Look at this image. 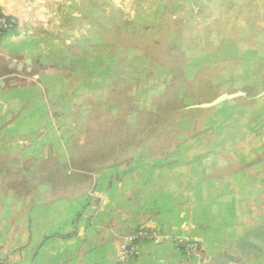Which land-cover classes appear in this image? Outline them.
<instances>
[{"label":"crops","instance_id":"crops-1","mask_svg":"<svg viewBox=\"0 0 264 264\" xmlns=\"http://www.w3.org/2000/svg\"><path fill=\"white\" fill-rule=\"evenodd\" d=\"M167 1L0 0L14 20L0 33V264H117L120 248L126 264H264V191L245 175L212 177L222 158L183 160L177 144L90 171L51 155L73 148L54 128L51 91L64 82L50 71L69 51L98 49L103 25L126 30L178 6ZM140 226L157 235L129 241Z\"/></svg>","mask_w":264,"mask_h":264},{"label":"rangeland","instance_id":"rangeland-1","mask_svg":"<svg viewBox=\"0 0 264 264\" xmlns=\"http://www.w3.org/2000/svg\"><path fill=\"white\" fill-rule=\"evenodd\" d=\"M173 1L178 6L159 8L153 17L148 9L143 21L126 30H120L125 24L103 25L89 42L98 49L69 51L62 70L50 71L64 82L51 91L54 128L64 134L62 145L73 148L57 147L51 155L90 170L110 159L161 157L178 144L180 159L199 154L227 161L213 168L212 177L245 175L258 179L264 191V0ZM236 91L244 94L209 108L191 107ZM136 104L154 123L168 120L163 140L145 129L141 144L129 148L134 151L125 154L127 142L121 141L115 150L78 159L79 147L96 139L90 129L99 138L109 114L119 110L128 117Z\"/></svg>","mask_w":264,"mask_h":264},{"label":"trees","instance_id":"trees-1","mask_svg":"<svg viewBox=\"0 0 264 264\" xmlns=\"http://www.w3.org/2000/svg\"><path fill=\"white\" fill-rule=\"evenodd\" d=\"M261 66H259L257 69L259 70ZM243 68L245 69L244 66ZM119 91L121 93V90ZM145 113L146 111L141 109V106L139 104H136V106L132 107L131 114H129L128 117L127 114H121L119 110L113 115L109 114L110 122L107 123V119H104V127L106 128L102 129L100 137L97 138V136L99 135L97 134L98 132L93 133L90 129L89 134H94L90 135L91 139L93 138L92 136H94L96 139H92L93 141H90L89 144H86L85 146L81 145L79 147L80 150L78 156H80L82 159H86L87 155L85 154L93 151L95 152V150H101L102 153L108 151L109 149L115 150L116 146L121 145V141L127 142L125 149L131 148L134 145L141 144L140 139L142 137L140 138V136L145 129H148L149 133L156 134L150 135L152 139L155 135V137L158 136V139L163 140V137L170 133V129L169 127H167L168 120L164 121L163 119H160V122L155 121L154 123L153 120L148 117L149 114ZM119 115H122L123 117ZM157 143L158 142L154 144ZM165 144L167 145L168 143Z\"/></svg>","mask_w":264,"mask_h":264},{"label":"built area","instance_id":"built-area-1","mask_svg":"<svg viewBox=\"0 0 264 264\" xmlns=\"http://www.w3.org/2000/svg\"><path fill=\"white\" fill-rule=\"evenodd\" d=\"M14 26V20L11 17H8L7 15H4L0 12V33H3L9 29H11ZM157 235V231L154 229H151L146 226H140L138 227L130 236L129 241L133 242L136 240H142V239H153ZM180 243L183 245L184 250L187 252H194L197 250V245L194 242H182L180 240ZM125 250L123 248H120L118 250L117 255V264H126L125 262Z\"/></svg>","mask_w":264,"mask_h":264},{"label":"water","instance_id":"water-1","mask_svg":"<svg viewBox=\"0 0 264 264\" xmlns=\"http://www.w3.org/2000/svg\"><path fill=\"white\" fill-rule=\"evenodd\" d=\"M244 93L241 91H236V92H231V93H222L218 96H216L215 98H213L212 100L208 101V102H202V103H198V104H194L191 107H199V108H209V107H213L225 100H230L233 98H236L238 96L243 95Z\"/></svg>","mask_w":264,"mask_h":264}]
</instances>
